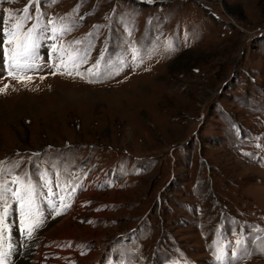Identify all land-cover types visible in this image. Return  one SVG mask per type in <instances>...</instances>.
Wrapping results in <instances>:
<instances>
[{
  "label": "rangeland",
  "instance_id": "1",
  "mask_svg": "<svg viewBox=\"0 0 264 264\" xmlns=\"http://www.w3.org/2000/svg\"><path fill=\"white\" fill-rule=\"evenodd\" d=\"M27 3L0 0V15ZM41 11L74 20L56 43L82 41L74 47L88 49L84 67L102 57L103 72L95 82L86 72L51 75L47 41L39 70L22 73L31 82L0 78L10 85L0 94V161L12 175L49 172L54 192L57 178L83 185L60 216L41 203L38 234L78 199L87 211L71 239L100 243L81 241L86 257L101 259L94 264H213V241L234 243L242 228L264 237V0H44ZM169 40L174 51H165ZM133 47L146 50L142 62ZM6 223L21 245L18 212ZM261 243L251 240L252 254L236 264H264ZM28 247L8 264L26 261ZM54 248L65 252L50 257L58 264L92 262L82 253L67 262L65 241Z\"/></svg>",
  "mask_w": 264,
  "mask_h": 264
},
{
  "label": "snow or ice",
  "instance_id": "2",
  "mask_svg": "<svg viewBox=\"0 0 264 264\" xmlns=\"http://www.w3.org/2000/svg\"><path fill=\"white\" fill-rule=\"evenodd\" d=\"M43 2L44 0H28L25 7L16 11L15 15L11 14L12 10H4L7 19L0 15V51H2L5 74L4 77L0 78H11L25 85L31 82L33 77L22 75V73L39 70L40 65L37 64V60L40 59L39 49L45 46L44 42L50 41L47 59L49 60L48 68L51 75L60 74L70 78L85 79L86 72L89 82H95L92 78L102 75L101 60L103 58L97 59L94 64L85 68L84 66L89 63L87 59L88 49L74 47L81 45L82 41L76 40L67 44L63 42L57 44L58 38L72 30L75 21H66L65 18H61L59 23L55 20H46L41 11ZM146 2L154 3L155 0H146ZM33 6H35V12L31 14L30 9ZM29 21L33 22L30 27H26ZM164 48L165 51H174L173 41L169 40ZM131 51L133 53L132 60L142 62L146 50L133 47ZM44 78V76L40 77V79ZM9 87L10 85L5 83L0 87V94H6ZM20 163L22 160L14 162L13 166L16 167ZM37 173L35 179L29 176L27 172L12 175L9 169L4 166V162L0 161V264H8L7 258L18 247L27 248L29 243L38 239V230L43 227L46 219L45 211L41 210V203L45 205L47 213L55 218L71 207V204L65 203V200H70L72 193L78 187H82V185H76L69 189L64 182L57 178L55 186L59 191L54 192L52 181L49 179V172L41 171L38 168ZM5 177L9 178L6 179ZM44 189H47L46 193L43 192ZM59 192H64L67 195H59ZM57 197L59 198V206H57ZM16 212H18L19 220L18 231L23 238L21 245H17L14 241L10 242V235H5V233L12 231V225L6 223V219ZM257 231L264 232V229ZM235 235L234 243L213 241L209 245L212 250L213 264H236L242 255H251L252 252L246 245H249L253 239L262 241L258 247L260 253L264 254V237L246 236L244 228Z\"/></svg>",
  "mask_w": 264,
  "mask_h": 264
},
{
  "label": "bare ground",
  "instance_id": "3",
  "mask_svg": "<svg viewBox=\"0 0 264 264\" xmlns=\"http://www.w3.org/2000/svg\"><path fill=\"white\" fill-rule=\"evenodd\" d=\"M88 193L90 195H93L94 191L90 189ZM86 205H87V202L86 204L84 203V205H82V203H80L79 200L77 199L76 205L73 208V210H70L67 213V215L52 222L49 225V227L46 228V230L42 231L41 234H38V239L35 240L36 242L30 243L31 250L28 249L26 255H24V257L27 256L26 261L22 260L18 262L17 264H51L49 260L44 258L45 253L48 251V249L54 248V246L58 245L55 242L58 239L65 238V241H68V239H70L71 241V240H74L71 238H77L76 236H74V233L72 230L73 224L76 219L81 217V215L86 214V211H87ZM87 236L91 238L93 236L96 237L97 235H94V231H90L87 234ZM84 239L86 240V237L85 238L81 237L80 241ZM76 244L77 243H75V245ZM75 247L77 249L76 248L74 249V247L71 245V250H72L71 254L73 257H79L80 256L79 254L81 253V249L78 245ZM55 252H56V256L58 257H61L62 254H65V252L60 251V250H57ZM91 257L85 256L82 258L86 260V259H91ZM20 259H22V257Z\"/></svg>",
  "mask_w": 264,
  "mask_h": 264
},
{
  "label": "crops",
  "instance_id": "4",
  "mask_svg": "<svg viewBox=\"0 0 264 264\" xmlns=\"http://www.w3.org/2000/svg\"><path fill=\"white\" fill-rule=\"evenodd\" d=\"M62 240H65V238H61V239H58L57 241H55L58 245L59 244H63L64 243V241H62ZM87 241V240H86ZM86 241L85 242H81V241H75V240H71L70 241V239H68V241H67V245L68 244H70V245H72L73 247H74V249L76 248L75 247V243H78L80 246H81V253L83 254L84 252L83 251H86V250H88L89 249V247H87V243H86ZM88 242V241H87ZM92 242H94V245H93V250H95L96 249V247L100 244V243H97L96 241H92V240H90L88 243L90 244V243H92ZM77 249V248H76ZM93 250H92V252H93ZM49 251H51V252H49ZM90 254H92L91 253V251L87 254V255H85V254H83L84 256H88V255H90ZM45 255H54V251H53V248H51V249H48V251L45 253ZM47 256V257H48ZM102 256L104 257V254H102ZM54 259L55 258H52L50 261L53 263V264H58V263H56L55 261H54ZM67 260H70V259H72V254L71 253H69V256L66 258ZM103 259V258H102ZM57 260V259H56ZM92 260V262L90 263V264H94L97 260H98V262H100L101 261V259L99 258V259H96V258H93V259H91ZM105 260H106V258H105ZM112 262H115V260L112 258V257H110L109 258V260H108V262H106L105 264H112ZM60 264H62V263H60ZM99 264H101V263H99Z\"/></svg>",
  "mask_w": 264,
  "mask_h": 264
}]
</instances>
